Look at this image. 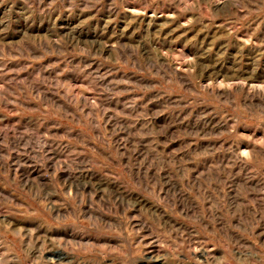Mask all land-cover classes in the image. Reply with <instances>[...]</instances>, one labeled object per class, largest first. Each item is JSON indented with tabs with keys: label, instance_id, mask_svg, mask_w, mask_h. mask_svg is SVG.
Instances as JSON below:
<instances>
[{
	"label": "rangeland",
	"instance_id": "obj_1",
	"mask_svg": "<svg viewBox=\"0 0 264 264\" xmlns=\"http://www.w3.org/2000/svg\"><path fill=\"white\" fill-rule=\"evenodd\" d=\"M0 264H264V0H0Z\"/></svg>",
	"mask_w": 264,
	"mask_h": 264
}]
</instances>
